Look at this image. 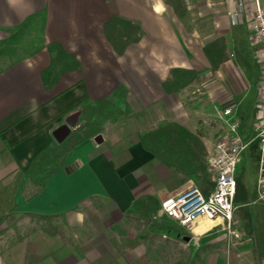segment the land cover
I'll return each mask as SVG.
<instances>
[{
  "label": "crops",
  "instance_id": "crops-1",
  "mask_svg": "<svg viewBox=\"0 0 264 264\" xmlns=\"http://www.w3.org/2000/svg\"><path fill=\"white\" fill-rule=\"evenodd\" d=\"M155 1L0 0V43L12 41L23 23L39 21L34 50L0 67V229L23 219L33 223L29 233L18 238L15 264H104L76 257L57 245L55 236L35 228L29 215L82 223L85 210L97 200L107 201L115 214L129 208L146 184L152 186L140 178L145 167L159 162L143 150L136 136L129 141L130 123L145 127L160 121L176 123L200 137V121L213 118L214 106L231 107L225 120L238 119L242 136H251L260 77L250 22L255 1L264 7V0H180L175 9ZM235 12L237 22L229 15ZM111 16L140 29L139 40L121 55L103 36V23ZM217 39L223 42L226 59L213 69L206 48ZM51 42L73 56L77 67L46 87L42 75L50 63L46 45ZM175 68L194 70L198 81L167 91L163 84ZM118 86L125 88V102L136 118L105 124L97 137L74 147L42 188L29 180L32 160L82 124L84 106L109 96ZM61 126L68 133L58 142L53 133ZM219 130L226 131L221 123L203 139L206 148H211ZM254 151L244 153L239 164L245 163L243 168L250 176L249 171L254 173L255 181L249 187L236 182L239 202L234 203V214L245 230L254 232L256 239L259 231L264 240V199L257 194ZM205 222L209 221L194 228H203ZM1 255L0 264H9ZM203 264L225 263L208 253Z\"/></svg>",
  "mask_w": 264,
  "mask_h": 264
},
{
  "label": "rangeland",
  "instance_id": "rangeland-1",
  "mask_svg": "<svg viewBox=\"0 0 264 264\" xmlns=\"http://www.w3.org/2000/svg\"><path fill=\"white\" fill-rule=\"evenodd\" d=\"M169 1L175 2L178 7L182 3L180 0L155 2L165 7L169 5ZM167 10L172 15L169 8ZM38 22L36 18L23 23L13 33L12 41L0 43V67L23 58L34 50L38 44ZM133 118L136 117L131 115L124 121L130 122ZM219 123L222 124V121L214 112L213 118L209 121H200L199 134L202 139L196 135L203 147L200 151L209 176L202 181V188L191 181L183 180L175 169L166 168L154 161L145 167L144 176H140L141 180L151 181L152 186L148 187L146 184L144 187L146 192L137 193L129 208L115 214V210L109 207L107 201L97 200L85 210L82 223H63L58 222V219L54 220L71 240L70 243H65L55 236L56 244L65 246L76 257H88L93 259L94 263L104 264H203L208 253L211 257L218 256L219 262L225 264H264V240L261 234L258 231L256 239L255 233L245 230L236 214L230 228L218 219L203 223L205 224V226L202 224L203 228L189 229L170 218L161 206L165 198L189 187H196L201 193L203 189V195L212 193L215 176L208 166V161L213 155L217 139L224 132L223 130L216 132L210 149L206 148L203 139L210 138L209 131ZM204 124L210 129L203 126ZM223 125L226 129L224 123ZM129 127V141L135 140L136 132L150 128L140 125L139 122L130 123ZM250 148H256V144L253 143ZM242 165L245 166V163L237 167L235 181L237 183L242 181L246 187L252 186L255 181L254 173L249 171L250 176ZM234 200V203L239 202L238 195ZM114 214L115 217L112 219L111 216ZM23 221L0 229L1 258L9 264H15L18 238L27 235L28 229L33 227L31 220ZM232 232L239 233L240 238H234Z\"/></svg>",
  "mask_w": 264,
  "mask_h": 264
},
{
  "label": "trees",
  "instance_id": "trees-1",
  "mask_svg": "<svg viewBox=\"0 0 264 264\" xmlns=\"http://www.w3.org/2000/svg\"><path fill=\"white\" fill-rule=\"evenodd\" d=\"M174 9L176 3L168 2ZM41 22L43 15H40ZM138 25L116 16L109 17L103 23V36L117 55H121L125 48L140 38ZM50 56L47 70L43 72V82L47 87L57 76L65 71L77 67L73 56L64 52L58 43L46 45ZM224 45L221 39L213 41L206 53L216 69L226 59ZM53 73V74H52ZM55 75V76H53ZM198 81L194 70L171 69L170 77L163 86L167 91H176ZM126 90L118 86L109 96L99 99L83 107L81 111L82 124L75 128L64 141L40 152L28 167V178L39 188L44 180L58 171L66 154L83 141L98 136L105 124L124 121L131 117L125 102ZM136 138L143 150L150 152L167 167L173 168L185 181H191L202 188V181L209 178L204 164L203 147L198 137L176 123L160 121L154 127L142 129L136 133ZM34 221V227L49 236H58L63 242L70 243V238L58 225L53 222L55 215H29Z\"/></svg>",
  "mask_w": 264,
  "mask_h": 264
},
{
  "label": "built area",
  "instance_id": "built-area-1",
  "mask_svg": "<svg viewBox=\"0 0 264 264\" xmlns=\"http://www.w3.org/2000/svg\"><path fill=\"white\" fill-rule=\"evenodd\" d=\"M237 22L239 13H229ZM250 36L254 45V56L259 65V95L252 123V134L244 137L239 131V120L227 122L225 116L232 112L231 107L214 106L213 110L219 120L226 126V131L217 139L213 155L208 166L215 176L212 193L205 196L196 187L165 198L161 203L163 211L173 220L187 228H193L202 221L221 220L228 227L234 223V198L236 194L235 174L242 156L253 143L256 144L255 155L258 161L257 194L264 199V7L255 1L250 22ZM234 238L240 234L232 232Z\"/></svg>",
  "mask_w": 264,
  "mask_h": 264
},
{
  "label": "water",
  "instance_id": "water-1",
  "mask_svg": "<svg viewBox=\"0 0 264 264\" xmlns=\"http://www.w3.org/2000/svg\"><path fill=\"white\" fill-rule=\"evenodd\" d=\"M67 133H68V128H67L66 126H61V127H58V128L54 131L53 135H54L56 141L59 142V141H61V140L64 138V136H65Z\"/></svg>",
  "mask_w": 264,
  "mask_h": 264
}]
</instances>
